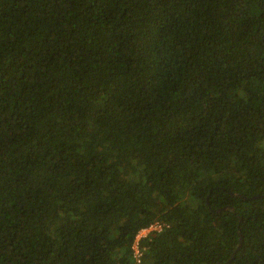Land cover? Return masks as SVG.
Instances as JSON below:
<instances>
[{
	"label": "trees",
	"instance_id": "obj_1",
	"mask_svg": "<svg viewBox=\"0 0 264 264\" xmlns=\"http://www.w3.org/2000/svg\"><path fill=\"white\" fill-rule=\"evenodd\" d=\"M264 264V0H0V264Z\"/></svg>",
	"mask_w": 264,
	"mask_h": 264
},
{
	"label": "built area",
	"instance_id": "obj_2",
	"mask_svg": "<svg viewBox=\"0 0 264 264\" xmlns=\"http://www.w3.org/2000/svg\"><path fill=\"white\" fill-rule=\"evenodd\" d=\"M163 227V224L156 222L154 224H151L149 227L139 231L132 246L133 256L136 264H143V251L141 249L142 240L148 238L153 233L161 232L164 229Z\"/></svg>",
	"mask_w": 264,
	"mask_h": 264
}]
</instances>
